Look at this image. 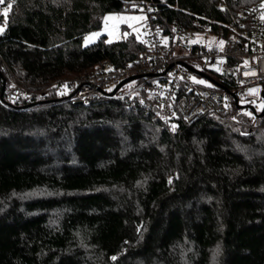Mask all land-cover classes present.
<instances>
[{"label": "trees", "instance_id": "obj_1", "mask_svg": "<svg viewBox=\"0 0 264 264\" xmlns=\"http://www.w3.org/2000/svg\"><path fill=\"white\" fill-rule=\"evenodd\" d=\"M255 1L0 4V264H264V113L229 93L227 112L189 122L155 100V75L85 102L62 81L140 64L148 45L132 30L83 43L107 10L143 7L172 39L197 19L224 34ZM237 61L193 59L229 90ZM13 80L24 95L8 96Z\"/></svg>", "mask_w": 264, "mask_h": 264}, {"label": "built area", "instance_id": "obj_2", "mask_svg": "<svg viewBox=\"0 0 264 264\" xmlns=\"http://www.w3.org/2000/svg\"><path fill=\"white\" fill-rule=\"evenodd\" d=\"M145 19L141 34L148 47L140 55V64L115 65L112 61H106L91 73L62 80L73 85L77 98L89 101L94 96L104 94L111 82L127 74L156 71L151 74L156 77L149 84L155 100L165 108L167 114L174 111L192 122L208 112H227L229 89L214 85L216 81L213 75L212 79L209 78L213 84L194 80L190 76L193 70L183 61L198 66L193 59L199 58L206 67L220 71L229 57H238L234 91L239 98L251 84L264 81V0H257L246 9L232 12L224 34L212 29L209 22L197 19L192 26L174 24V34L170 39L151 15L147 14ZM0 20L5 21L6 16L2 14ZM201 34L214 35L218 41L205 42L199 38ZM169 63L172 65L163 71ZM6 68L12 73L9 66ZM25 93L26 89L17 82L8 89L10 98Z\"/></svg>", "mask_w": 264, "mask_h": 264}, {"label": "rangeland", "instance_id": "obj_3", "mask_svg": "<svg viewBox=\"0 0 264 264\" xmlns=\"http://www.w3.org/2000/svg\"><path fill=\"white\" fill-rule=\"evenodd\" d=\"M145 18H146V10L143 7L138 8V9H122L119 11L107 10L103 14V20H102L101 25L97 28H94V29L88 31L83 37V43H87L89 41H92L102 32H106V37L108 39H116V38L123 37L129 33V30L134 31L137 35H141L142 27H143V25L146 24ZM2 26L3 25L0 24V27H2ZM193 38L194 37H192V39ZM199 38H201L202 40L204 39V41L208 42V43L213 42V41H218V38L214 35H211V34H208L207 36H204L203 34H201L199 36ZM9 73H11V72H9ZM190 76L196 81H200V82L202 81L204 83L213 84L212 80H210L209 78H207L206 76H204L203 74H200L198 72L191 71ZM72 77H74V76L67 77V78H72ZM118 81H119V79L117 81L111 82L107 86L108 89L110 90L111 88H113V86ZM15 82H17V81L13 80V82L10 84L8 89ZM58 82H62V81L59 80ZM128 85H130L132 87L133 85H137V82H132ZM128 85H125V87H124V84H123V86H121V89L127 88L126 86H128ZM72 87H73V85H72ZM72 94L74 95V93H72ZM246 98L249 100L255 101L257 103V106L261 107L263 102H264V82L259 81L258 83L251 84L246 89V92L241 95V100L246 101ZM43 100H47V97L39 98L37 101L41 102ZM247 111H250V110L247 109Z\"/></svg>", "mask_w": 264, "mask_h": 264}, {"label": "water", "instance_id": "obj_4", "mask_svg": "<svg viewBox=\"0 0 264 264\" xmlns=\"http://www.w3.org/2000/svg\"><path fill=\"white\" fill-rule=\"evenodd\" d=\"M183 62L186 63L193 71L198 72L200 74H203L210 79L213 78V76L211 74L207 73L205 70L199 68L198 66H195L192 63H189L187 61H183ZM171 65H172V63H169L163 71H166ZM155 73H156V71H141V72H133V73L127 74V75L123 76L122 78H120L119 81L113 86V88L108 90V92L110 94H113V93L119 91L121 86L123 84H125L126 82H129L130 80L137 78L139 76H142V75H151V74H155ZM4 89H5V78H4L3 90ZM228 91L234 97L235 103L239 107L250 108V109H252V111L254 113L259 114V115L264 113V104L261 107V109H258V107L253 102H242L234 90H228Z\"/></svg>", "mask_w": 264, "mask_h": 264}, {"label": "snow or ice", "instance_id": "obj_5", "mask_svg": "<svg viewBox=\"0 0 264 264\" xmlns=\"http://www.w3.org/2000/svg\"><path fill=\"white\" fill-rule=\"evenodd\" d=\"M4 2V0H0V4H2ZM11 8V4H9L5 9H4V15L6 16L7 15V13H8V11H9V9ZM0 31H3V29L2 28H0ZM202 82V81H201ZM64 87L65 88H67V85H64ZM169 183H171V180L169 181ZM112 259L113 260H115L116 259V257H112Z\"/></svg>", "mask_w": 264, "mask_h": 264}]
</instances>
